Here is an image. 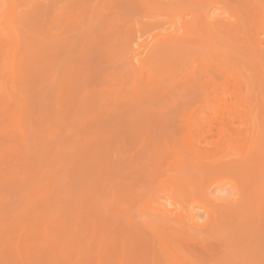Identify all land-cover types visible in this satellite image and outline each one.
Listing matches in <instances>:
<instances>
[{"label": "rangeland", "instance_id": "obj_1", "mask_svg": "<svg viewBox=\"0 0 264 264\" xmlns=\"http://www.w3.org/2000/svg\"><path fill=\"white\" fill-rule=\"evenodd\" d=\"M263 101L264 0H0V264H264L262 177L191 184Z\"/></svg>", "mask_w": 264, "mask_h": 264}, {"label": "bare ground", "instance_id": "obj_2", "mask_svg": "<svg viewBox=\"0 0 264 264\" xmlns=\"http://www.w3.org/2000/svg\"><path fill=\"white\" fill-rule=\"evenodd\" d=\"M199 102V101H198ZM264 102V101H263ZM197 106H199V104L198 105H196L195 107H196V110H195V113H194V115H195V117H193V120L195 121V122H197L196 120L199 118V115H200V107H197ZM201 106V105H200ZM260 112H261V109H260ZM263 112V111H262ZM257 113V112H256ZM263 115V114H262ZM260 117H262V116H260ZM256 118H257V116H256ZM261 119V118H260ZM259 120V119H258ZM263 120H264V118H263ZM252 121H255L256 122V120H252ZM258 122V121H257ZM248 123V122H247ZM260 124H262V122L260 121L259 122ZM257 125V124H256ZM264 124H262L261 126H263ZM253 126H255V124L253 125ZM260 125H259V127H255L254 129H252L250 126H248L247 125V128L249 127V128H251L252 129V131H251V133H252V135L250 136V135H248V136H250V142H248V146H246L247 147V149L245 150L246 152L244 153H236V155L234 156V157H230L231 155L229 154V155H225L224 154V156L222 155V156H220V158H218V159H216V160H212V157L210 158V157H206V158H203L204 160H202V158H201V160H200V158H199V154H198V150L196 149V148H194V151H192L193 152V161H192V170H193V179L191 180V181H193V182H191V184H193L194 185V188H195V190L197 189V188H199V184H200V179L202 178V175H207V173H209V172H211L212 170H217V169H221L222 171L223 170H226V168L227 169H229V170H231L230 172H234L235 174H237V177L238 178H246V179H248L249 178V176H251V175H257V176H261L262 178L261 179H259V181H258V183L259 184H263L264 183V172H263V169L261 168V167H263V164H261V160H262V151H263V149H264V130H262V128H264V126L263 127H261ZM248 128V129H249ZM245 130H246V128H245ZM244 131V130H243ZM247 131V130H246ZM198 133V132H197ZM245 136H246V134H245ZM248 138V137H247ZM243 139V138H242ZM245 139V138H244ZM199 140V139H198ZM247 140V139H246ZM190 141H191V138H190ZM225 141H226V139H225ZM224 141V142H225ZM230 141V140H229ZM193 142V141H192ZM228 142V141H227ZM231 142V141H230ZM195 143V142H194ZM242 143H243V141H242ZM245 143V142H244ZM243 143V144H244ZM193 144V143H192ZM242 144V145H243ZM224 145V144H223ZM230 145H232V144H230ZM227 146H229V145H227ZM224 148V147H223ZM233 148H235V147H232V149ZM190 149V148H189ZM199 149V148H198ZM238 149V148H237ZM234 150V149H233ZM190 151V150H189ZM174 152V151H173ZM203 153V152H202ZM201 154V153H200ZM227 154V153H226ZM202 157H204V156H202ZM177 158V157H176ZM141 159V158H140ZM184 160V159H183ZM189 161V160H188ZM182 162V161H181ZM180 162V158L175 162V164L177 165L176 166V169H178L177 167L179 166V169L180 168H183V167H180L181 166V163ZM134 164V163H133ZM180 164V165H179ZM184 164V163H183ZM262 165V166H261ZM185 168V167H184ZM178 169V171H175V172H177V175H178V173H179V170ZM181 170H183V169H181ZM228 170V171H229ZM218 171H220V170H218ZM227 171V172H228ZM144 172V171H143ZM185 172H186V170H185ZM223 172H225V171H223ZM180 173L182 174V171H180ZM184 173V172H183ZM219 173V172H218ZM226 174V173H225ZM138 175V174H137ZM189 175V174H188ZM147 176V175H146ZM175 177H176V174L174 175ZM185 177H186V175H184ZM192 176V175H191ZM213 176H214V174H213ZM218 176V175H217ZM223 176V175H222ZM235 176V175H234ZM175 177H172V178H175ZM177 178V177H176ZM175 178V179H176ZM243 178H242V180H243ZM251 178V177H250ZM250 178L248 179V182H250ZM150 179V178H149ZM179 179V180H178ZM178 179H176V182H178V183H180L181 181H180V179H182L180 176H178ZM254 179H256V178H254ZM178 180V181H177ZM214 180V179H213ZM239 180V179H238ZM241 180V181H242ZM175 181V180H174ZM184 181H185V179H184ZM256 181V180H255ZM140 182V181H139ZM176 182H175V184H176ZM243 182V181H242ZM143 183V182H142ZM182 183V182H181ZM188 183H189V181H188ZM135 184V183H134ZM185 184H187V183H185ZM236 184V183H235ZM247 184V183H246ZM133 185V184H132ZM137 185V184H136ZM140 185V184H139ZM162 185H163V183H162ZM179 186L181 185V184H178ZM201 185V184H200ZM238 185H239V183H238ZM264 185V184H263ZM205 186V185H204ZM235 186H237V184L235 185ZM245 186V185H244ZM262 186V185H261ZM191 186H189V188H190ZM246 187H247V185H246ZM131 188V187H130ZM142 188V187H141ZM193 188V189H194ZM128 189H129V187H128ZM127 189V190H128ZM134 189V188H133ZM143 189V188H142ZM192 189V188H191ZM205 189V188H204ZM203 189V190H204ZM238 189H240V186L239 187H234V192H237L238 191ZM242 189V188H241ZM243 189H244V187H243ZM251 189H252V187H251ZM254 189H256L257 190V188H254ZM132 190V189H131ZM135 190H137V189H135ZM141 190V189H140ZM145 190V189H144ZM201 190V189H200ZM190 191H193V190H190ZM199 190H197V192H198ZM239 191H241V190H239ZM244 191V190H243ZM254 192H255V190H253ZM260 191V190H259ZM259 191H257V192H259ZM196 192V191H195ZM207 192V191H206ZM263 193H264V191H262ZM139 193V192H138ZM148 193V192H147ZM191 194V193H190ZM196 194V193H195ZM201 194H202V192H201ZM241 194V193H240ZM252 194H254V193H252ZM257 194H259V193H257ZM140 195V194H139ZM146 195V194H145ZM152 195V194H151ZM132 196H133V192H132ZM131 196V197H132ZM137 196L138 195H136V198H137ZM195 196V195H194ZM199 196V195H198ZM239 196H241V195H239ZM245 196V195H244ZM142 197V196H141ZM150 197V196H149ZM201 197V196H200ZM260 197V196H259ZM262 197H264V196H262ZM135 198V197H134ZM146 198V197H145ZM156 198H158V196L156 197ZM197 198V197H196ZM131 199V198H130ZM141 199V198H140ZM210 199V198H209ZM243 199V198H242ZM137 200V199H136ZM147 200H148V198H147ZM205 200V199H204ZM264 200V199H263ZM262 200V201H263ZM133 201V200H132ZM149 201H151V199H149ZM130 202V201H129ZM128 202V203H129ZM228 202V201H227ZM232 202V201H231ZM240 202H242V201H240ZM133 203V202H132ZM141 203V202H140ZM148 203V202H147ZM209 203H211V202H209ZM131 204V203H130ZM244 205H245V203H243ZM263 205V204H262ZM142 206V205H141ZM155 206V205H154ZM159 206V205H158ZM161 206V205H160ZM224 206H226V205H224ZM229 205H227V207H228ZM147 207V206H146ZM235 207H236V205H235ZM257 207V206H256ZM159 208V207H158ZM166 208V207H165ZM205 208V207H204ZM241 208V207H240ZM263 208V207H262ZM135 209V208H134ZM257 209V208H256ZM159 210V209H158ZM239 210V209H238ZM242 210V209H241ZM140 211H142V210H140ZM161 211V210H160ZM173 211V210H172ZM214 211V210H213ZM164 212V211H163ZM210 212V211H209ZM230 212V211H229ZM236 212H237V210H236ZM213 213V212H212ZM129 214V213H128ZM143 214V213H142ZM153 214V213H152ZM161 214V213H160ZM163 214V213H162ZM175 214V213H174ZM211 213H209V215H210ZM148 215V214H147ZM146 215V216H147ZM235 215H237V214H235ZM150 216H151V214H150ZM179 216V215H178ZM180 216H182V214H180ZM179 216V217H180ZM154 216H152V218H153ZM215 217H216V215H215ZM238 217V216H237ZM147 218H149V217H147ZM146 218V219H147ZM152 218H150V219H152ZM185 218H187L186 216H185ZM157 219V218H156ZM174 219V218H173ZM189 219V218H188ZM195 219V218H194ZM193 219V220H194ZM208 219H210V217L208 218ZM136 220V219H135ZM134 220V221H135ZM148 220V219H147ZM214 220V219H213ZM137 221H139V220H137ZM158 221V220H157ZM157 221H156V223H157ZM186 221H187V219H186ZM192 220H190L189 222L192 224V222H191ZM161 222V221H160ZM212 222V221H211ZM210 222V223H211ZM144 223H146V221H144ZM156 223H155V225H156ZM184 223V222H183ZM197 222H195L194 224H196ZM217 223V222H216ZM136 224H137V222H136ZM152 224V223H151ZM163 224H165V223H163ZM167 224V223H166ZM165 224V225H166ZM190 224V225H191ZM225 224V223H224ZM140 225H141V223H140ZM145 225V224H144ZM149 225V224H148ZM153 225V224H152ZM176 225H177V223H176ZM186 225H187V223H186ZM139 226V225H138ZM145 226H147V224L145 225ZM144 226V227H145ZM194 226V225H193ZM132 227V226H131ZM130 227V228H131ZM148 227V226H147ZM150 227H151V225H150ZM155 227H157V226H155ZM200 227V226H199ZM123 227H121V229H122ZM179 228V227H178ZM177 228V229H178ZM211 228V227H210ZM137 229H138V227H137ZM152 229V228H151ZM226 229V228H225ZM131 230V229H130ZM133 230V229H132ZM139 230H141L140 229V227H139ZM139 230H137V231H139ZM147 230V229H146ZM170 230V229H169ZM143 231V230H142ZM150 231V230H149ZM239 231V230H238ZM120 232V231H119ZM118 232V233H119ZM183 232H184V230H183ZM194 232V231H193ZM125 233V232H124ZM150 233V232H149ZM154 233V232H153ZM220 233V232H219ZM231 233V232H230ZM135 234V233H134ZM133 234V235H134ZM141 234V233H140ZM243 234V233H242ZM258 234V233H257ZM122 235V234H121ZM148 235V234H147ZM152 235V234H151ZM143 236V235H142ZM257 237V236H256ZM134 238V237H133ZM136 238V237H135ZM123 239V238H122ZM127 239H129V238H127ZM126 239V240H127ZM137 239V238H136ZM125 240V241H126ZM134 240V239H133ZM138 240V239H137ZM242 240V239H241ZM240 240V241H241ZM261 240V239H260ZM134 242H137V241H134ZM260 242V241H259ZM262 242H264V241H262ZM129 243V242H128ZM139 244V243H138ZM125 245H126V243H125ZM122 246V245H121ZM135 246V245H134ZM128 247V246H127ZM153 247V246H152ZM257 247H258V245H257ZM133 248V247H132ZM155 248V247H154ZM230 248V247H229ZM135 250H136V248H135ZM162 250V249H161ZM117 258V257H116ZM123 258V257H122ZM145 262V261H144ZM124 264V263H123Z\"/></svg>", "mask_w": 264, "mask_h": 264}]
</instances>
